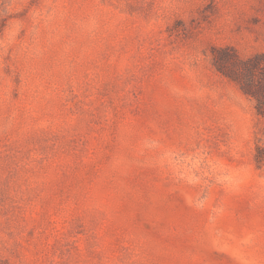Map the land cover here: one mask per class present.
I'll return each mask as SVG.
<instances>
[{
	"label": "rangeland",
	"instance_id": "obj_1",
	"mask_svg": "<svg viewBox=\"0 0 264 264\" xmlns=\"http://www.w3.org/2000/svg\"><path fill=\"white\" fill-rule=\"evenodd\" d=\"M218 47L264 50V0H0V264H264Z\"/></svg>",
	"mask_w": 264,
	"mask_h": 264
},
{
	"label": "trees",
	"instance_id": "obj_2",
	"mask_svg": "<svg viewBox=\"0 0 264 264\" xmlns=\"http://www.w3.org/2000/svg\"><path fill=\"white\" fill-rule=\"evenodd\" d=\"M213 63L220 72L238 83L253 99L256 113L264 116V50L241 57L232 48L218 47L213 49ZM261 150L257 148L259 160Z\"/></svg>",
	"mask_w": 264,
	"mask_h": 264
}]
</instances>
